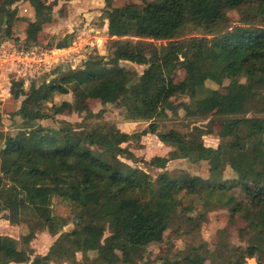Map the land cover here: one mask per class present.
Here are the masks:
<instances>
[{"label": "trees", "instance_id": "obj_1", "mask_svg": "<svg viewBox=\"0 0 264 264\" xmlns=\"http://www.w3.org/2000/svg\"><path fill=\"white\" fill-rule=\"evenodd\" d=\"M4 1L2 23L6 18L7 30L0 44L13 38L18 14L13 6L20 0ZM25 1L35 12L33 20L24 19L28 21L24 48H31L44 26L53 21L60 0ZM237 7H248V13L241 23L232 24L228 11ZM106 19L114 47L107 60L97 54L76 69L58 67L50 83L33 82L29 90L22 79L11 82L12 96H24L15 114L28 128L16 135L0 130V220L18 226L30 217L35 225L28 234L24 231L22 242L0 234V264H83L88 256L92 264H136L149 245L163 242L177 217L183 190L187 196L206 199V209L198 217L189 216L191 221L204 222L205 212L218 209L229 210L233 221L243 212H264V100L254 93L264 89V0H133L107 9ZM122 62L151 66L129 86L139 72ZM181 69L186 76L176 82L173 74ZM237 73L240 78L234 77ZM208 81L228 92L208 87ZM57 93H72L74 101L56 103ZM180 96L191 99L184 109L187 116L215 114L224 120L219 133L223 141L217 147L204 141L205 135L214 132L213 121L186 132L160 130L153 121L140 133L123 131L116 138L112 135L120 129L114 123H96L86 129L67 121L57 129L40 122L67 109L101 119L107 109L86 110L89 98L100 99L103 106L120 98L127 119L151 121L166 117L174 98ZM49 102L52 113L43 109ZM30 103H38L37 110L30 109ZM149 133H159L161 141L172 147L167 156L151 159L163 169L156 178L122 159L136 161L123 144ZM175 159L208 163L209 176L171 172L167 164ZM227 167L233 171L230 177L224 176ZM247 182L255 190L250 200H240L231 191L247 188ZM56 199L68 202L72 215L57 213ZM243 216L249 217L248 213ZM261 221L260 233L249 237L247 247L235 249L230 264H246L264 250ZM71 223L74 227L64 230ZM39 230L57 238L47 253L34 256L31 243ZM198 250L193 247L175 263L204 264Z\"/></svg>", "mask_w": 264, "mask_h": 264}, {"label": "rangeland", "instance_id": "obj_2", "mask_svg": "<svg viewBox=\"0 0 264 264\" xmlns=\"http://www.w3.org/2000/svg\"><path fill=\"white\" fill-rule=\"evenodd\" d=\"M48 1L51 2L53 0ZM132 1L133 0H90L88 12L93 11L94 14H91L89 18H87V16L84 17L82 15L83 13H81L78 14V17L80 16V24L69 26L67 23L63 22L59 24L57 23L58 25L54 26L53 23L55 22V16L57 18L63 17L69 10V1L65 2L64 0H60L59 4L54 8L53 14L55 16L53 21L44 26L43 31L40 33L37 45H34L29 49L36 47L38 56L44 57V52L49 49L56 50L57 43L67 37L68 39L72 40V43L66 48H69L73 54H65L57 62L55 60L56 57L64 52L67 53L65 50L63 52L57 51L56 53H53L54 56L52 61H54V63L52 65L46 66L44 62H41L43 60L40 59L36 61H27L34 64V66L26 65V67H24V64H22L23 62L21 60L17 58L13 60L11 56H9L10 58L7 59L3 55V51L5 53L10 52V49H13L15 44V47L18 50H21L25 47V42L21 40L23 39L22 30L24 28H21L20 25L18 28V22L23 21L27 17V10L25 9V7L28 6L27 3H25L27 1L20 0L18 3L14 4L13 7L18 9V14L13 24V38L9 40L13 42L12 40L18 39V42L14 41L13 46H7V49H0V62L7 65H11V62L13 61L16 62L15 69L12 70L15 72H12L9 77L7 75L0 79V104H3L0 106L2 113V123L0 124V130L16 135L21 129L28 128V123L21 116L15 114L16 111L21 108L24 96H21L19 99H15L12 96L10 91L7 89L8 87L11 88L12 85V83L9 84V78L11 82L14 79H22L24 81V88L29 90L33 82H35L37 85H41L44 82L50 83L51 80L57 76L55 71L58 69V67H62L63 69L73 68L72 64L74 63L75 57L81 59L78 67L84 65V61H86L89 56L94 57L97 54H100L108 57L113 51L114 47L111 45L112 39L109 36L108 28H106V23L108 25V19H106L107 9L116 6H124ZM4 10L5 1L0 0V36L4 35L7 30V24L2 23ZM247 13L248 7H237L228 11V15L232 24L241 23L242 19L245 15H247ZM86 21H90V25L85 30L83 29V23ZM51 24H53L54 27ZM91 28H95L98 31L96 32L93 29L91 30ZM3 29H5L4 34ZM95 34L102 37L95 39V43L99 44V46L97 44L89 43L92 39V36ZM74 46H77L78 48L76 50L71 49ZM127 63L128 62H122L121 64L127 65L131 68L135 67L139 74H142L146 68V66H133V64ZM185 76L186 70L184 69L175 71L173 74L176 82H180L185 78ZM234 77L240 78L241 76L237 73L234 74ZM227 83H229L228 80L226 81V84ZM207 86L210 88L219 87L221 92H228L227 89H225L223 86H218L215 82L208 81ZM254 93L259 99L264 100V90L255 89ZM64 97L74 101V96L72 93L67 95H61L57 93L54 96L55 102L61 103L63 100H65L63 99ZM190 102L191 99L187 96L174 98V107L168 111L167 116L156 118L151 121H131L130 119H127L125 115L126 109L121 102V99L117 98L113 104H107L106 106L97 104L91 108L97 112L103 107L107 109L101 119H89L86 117L85 113L80 114L72 110L65 111L64 113L55 115L51 118L42 119L40 122L46 127L57 129L64 127L67 121L71 122L76 128L83 127L86 129L95 125L96 123H114L120 129L112 135V138H116L123 131L128 133H140L153 121L158 123L160 130L176 128L182 132L189 131L194 125H203L204 127H207L208 123L213 121L214 132L212 134L205 135L204 141L208 146L217 147L219 143L223 141L219 133L223 127L224 120L215 114H211L208 118L187 116L184 109ZM51 106V102H49L47 105H44V112L52 113ZM38 107V103L29 104V108L32 110H37ZM256 107L260 109L262 104H257ZM123 146H128L130 150L133 151V153L136 155V161L127 158L122 159L133 166L145 168L153 176V178H156L157 175L163 171V169L159 165V161L153 162L151 159L155 156H167L172 150V147L169 148L166 146L161 141L160 137L155 133H149L138 139L133 138L131 141L124 143ZM167 169L171 172L185 170L190 172L192 175H201L202 177L206 178L209 176L208 163H193L187 159L170 161L167 164ZM232 175V169L227 167L224 176L230 177ZM248 185L255 190L254 184L249 183ZM235 191L238 192V195L242 196L239 189H234V192ZM231 192H233V190ZM180 195L181 196L176 205L177 217L173 221L169 230L165 233L163 242L149 245L146 248L142 259L138 260L136 264H176L175 262L177 260L180 261L181 258L183 259V257L188 252L192 251L193 247L200 249L198 250V254L205 258L204 264H230L235 257V249L237 247H247V240L249 237L255 235L256 233H260L263 228L261 224H258L262 222V219H264V212L261 210H254L238 214L235 219L236 221L231 219V212L225 209H218L211 212L209 211L208 213L205 212L206 219L204 222L201 220H188L189 216L198 217L199 214L206 209V199L199 195L187 196V190L181 192ZM248 196L249 194H247V197ZM55 202V210L57 213L61 215H72L73 211L71 205L68 202H58V199H56ZM246 213H248V218L243 216ZM34 225L35 221L30 217L19 223L18 226L11 224L9 220L6 222L0 220V233L10 234L22 242L24 233L26 232L28 234L31 227ZM73 227L74 225L71 223L66 226L64 230H69ZM109 234L110 231H107L106 236ZM56 238L57 236L51 235L48 231H37V236L31 243L34 249V256L47 253ZM90 255V257H92L95 254L90 253ZM77 257L79 260H82L83 254L79 252L77 253ZM252 263L264 264V250L257 251L254 257L247 259L246 264ZM83 264H92L91 258H89V256L87 258H83ZM184 264L186 263L184 262Z\"/></svg>", "mask_w": 264, "mask_h": 264}, {"label": "crops", "instance_id": "obj_3", "mask_svg": "<svg viewBox=\"0 0 264 264\" xmlns=\"http://www.w3.org/2000/svg\"><path fill=\"white\" fill-rule=\"evenodd\" d=\"M25 3H27V5L28 6H26L25 7V9L27 10V14H26V18L27 19H29V20H33L34 19V16H35V12H34V9H33V7L31 6V5H29L30 4V2L29 1H27V2H25ZM89 4H90V0H69V10L67 11V14H65L63 17H59V18H57L56 16H55V18H54V20H55V22L53 23L54 24V26H56V25H58L59 23H63V22H65V23H67L69 26H73V25H75V24H80L79 23V21H80V16L78 17V14H81V13H83L82 15L85 17V16H87V18H89V16L91 15V14H94V12L93 11H91V12H88V6H89ZM58 23V24H57ZM82 23V22H81ZM53 24H51L52 26H53ZM19 25H20V27L21 28H24L23 30H22V36H23V39H21V40H23L24 42H26V38H27V32H26V30H27V28H28V21L27 20H23V21H21V22H18V28H19ZM83 25H84V28L83 29H87V27L90 25V21H86L85 23H83ZM52 26H51V28H52ZM53 26V27H54ZM106 28H108V25H107V23H106ZM94 30V31H98L97 29H95V28H91V30ZM18 30V29H17ZM19 31H20V29H19ZM68 32H70V31H68ZM53 35V34H52ZM97 38H102L101 36H98V35H93L92 36V39H91V41L89 42L90 44H97V43H95V39H97ZM87 40V39H86ZM13 42H11V40H6V41H2L1 42V44H0V49L1 48H6L7 49V46H13V43H14V41L15 40H12ZM16 45V44H15ZM15 45L13 46V49H10L11 51L10 52H8V53H5L4 51H3V55L7 58V59H9L10 57L9 56H11V58L14 60V59H19V60H21L23 63L22 64H24V67H26V60H30V57H27L25 54L24 55H21V54H19L18 53V49L15 47ZM98 46H99V44H97ZM78 47L77 46H74V47H72L71 49H74V50H76ZM6 49H2V50H6ZM65 51L68 53V55H70L72 52H71V50L69 49V48H65ZM12 53V54H11ZM73 54V53H72ZM92 56H89L88 57V59L89 58H91ZM6 60V59H5ZM80 62H81V59H78V58H74V63L72 64V67L74 68V69H76V68H78V66H79V64H80ZM15 61H13V62H11V65L9 64V65H7V64H4V63H2V62H0V79L1 78H3L4 76H7L8 75V77L12 74V72H15V71H12V70H14L15 69ZM20 65V64H19ZM11 83V80H10V78H9V84ZM8 89V91H10V93H11V88L10 87H8L7 88ZM257 89H261V90H264V89H262V88H257ZM63 99H65V100H68V101H71L70 99H68V98H66V97H64ZM117 99V98H116ZM116 99L115 100H113L112 102H110V103H108L109 105L110 104H113L115 101H116ZM71 102H73V101H71ZM97 104H101V100L100 99H98V98H89L87 101H86V103H85V108L86 109H91L93 106H96ZM3 105V104H2ZM1 104H0V106H2ZM73 109H67L66 111H72ZM132 121V120H131ZM166 145V144H165ZM166 146H168V145H166ZM169 148L171 147V146H168ZM177 160H181V159H175V160H171V161H177ZM250 182H247L246 183V187L247 188H236V189H239V191L241 192V194H242V196H240V195H238V192H234V190H233V192L232 193H234L236 196H237V198L238 199H240V200H244V201H248V200H250V198H251V196H252V194H253V192H254V188H252V187H250L248 184H249ZM235 189V190H236ZM184 191H186V190H183L182 192H184ZM247 194H249V196L247 197ZM181 196V195H180ZM1 221H7L6 219H1ZM0 234H6V235H10V234H7V233H0ZM10 236H12V235H10ZM14 237V236H13ZM45 254V253H44ZM14 264H29V263H14ZM52 264V263H51ZM62 264V263H61ZM252 264H254V263H252Z\"/></svg>", "mask_w": 264, "mask_h": 264}, {"label": "built area", "instance_id": "obj_4", "mask_svg": "<svg viewBox=\"0 0 264 264\" xmlns=\"http://www.w3.org/2000/svg\"><path fill=\"white\" fill-rule=\"evenodd\" d=\"M65 50V48H56V50L53 49H49L46 52L43 53L44 57L42 56H38L37 52H36V47H33L32 49L29 48H22L21 50H18V53L21 55H26L27 57H30V60L32 61H36V60H43L41 62H44V64L46 66H50L54 63V61H52V58L54 56L53 53H56L57 51L63 52ZM68 54V53H62L60 54L58 57L55 58V60L58 62V60L60 58H62L63 55ZM29 60H26V65H31L34 66V64L27 62ZM74 67V66H73Z\"/></svg>", "mask_w": 264, "mask_h": 264}, {"label": "water", "instance_id": "obj_5", "mask_svg": "<svg viewBox=\"0 0 264 264\" xmlns=\"http://www.w3.org/2000/svg\"><path fill=\"white\" fill-rule=\"evenodd\" d=\"M6 22H7V19L5 18V24H6ZM5 33V29H3V34ZM72 43V40H70V39H68L67 37H65L62 41H59L58 43H57V48H66V47H68L70 44ZM108 59V57H106V60ZM151 66V64L149 63V64H147L146 65V68H145V70H144V72L142 73V74H138V75H136L135 76V78L132 80V81H130L129 82V86H131L132 84H133V82L137 79V78H139V77H141L144 73H145V71H146V69L147 68H149ZM36 122V121H35ZM159 137H160V134L158 133L157 134ZM82 198H84V194L82 195Z\"/></svg>", "mask_w": 264, "mask_h": 264}]
</instances>
